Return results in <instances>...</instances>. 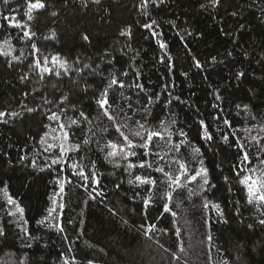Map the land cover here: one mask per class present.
<instances>
[{
    "label": "trees",
    "instance_id": "16d2710c",
    "mask_svg": "<svg viewBox=\"0 0 264 264\" xmlns=\"http://www.w3.org/2000/svg\"><path fill=\"white\" fill-rule=\"evenodd\" d=\"M43 2L48 8L34 11V19L29 21L27 0H9L7 5L0 0V25H4L0 28V45L8 50L3 44L8 39L12 46L11 55H0V111L20 114L5 116L7 123L0 120V228L6 233L0 237V264H21L26 259L27 264H64L65 259L71 264L73 257L77 264H87L89 260L93 264H177L173 252L180 258L178 264H223L225 260L228 264H264V232L259 226V220L264 219V206L247 203L246 189L241 191L244 186L231 171L238 162V149L221 146L219 142L222 134L231 136L235 130L232 138L246 143L253 157L259 154V146L251 142V136L264 137L259 132L264 126V0H221L217 7H212L209 0H165L157 7L149 0L146 8L141 6V0H100L99 4L94 0H66L62 7L55 5L54 0ZM53 11L57 16L51 15ZM5 15L11 17L13 24H29L36 35L32 40L19 39L23 31L5 21ZM152 20L157 22L153 29L142 27ZM125 29H130L131 36L119 35ZM84 31L90 34L91 45L82 41L80 33ZM153 31L159 35L153 36ZM161 42L167 48L162 49ZM33 43L40 49L35 54ZM21 52L20 60L13 61L12 56H20ZM53 56L69 61L72 67L68 75L56 77L46 73L41 79L39 69L29 67L35 59L43 65L44 57H48V66L52 67ZM197 61L202 67H196ZM9 62L12 67H8ZM83 64H99L103 75L90 76L89 69L77 71ZM241 71L246 76L237 79L236 74ZM123 72L128 75H120ZM113 74L126 84L139 82L144 86V91L127 87L115 90L124 113L132 115L151 96L150 126L156 127L160 120H175L170 128L174 133H187L190 144L182 149V154L192 168L199 165L191 158V148H200L202 155L198 159H203L215 185L208 188L206 196L221 205L228 223L214 211L202 209L204 193H174L173 205L179 207H173L177 213L173 218L163 211L159 199L166 189L164 183L153 189L155 202L145 210L141 197L147 198L149 193L127 182L136 174L143 175V171L133 169L134 175L129 176L122 167H114L104 159L105 152L100 149L108 139L116 140L117 134L111 122L100 117L93 90ZM88 81L94 82L93 89L85 93ZM120 91L124 92L123 97L119 96ZM217 95L221 99L217 100ZM63 96L76 102L75 109L60 104ZM48 100L52 103H45ZM27 108L37 111L28 113ZM61 108L65 113L59 123L69 124L68 117L82 119L80 111L89 116L91 123L67 129L68 144L79 143L83 151H69L63 165H52L59 147L46 152L47 145H41L39 137L47 131V142L59 143L53 139L61 135L58 122L49 121L46 116L49 109L59 113ZM214 117L228 119L232 127ZM139 118V114L133 116ZM201 120L210 126L217 142L202 138ZM105 128L107 133L102 131ZM246 128L251 132L244 131ZM84 140L89 143L84 145ZM85 154V171H97L101 181L99 186L91 185L101 193L95 200L88 196L91 188L79 187L82 182L72 175L70 168L72 163H81L80 157ZM91 161L96 162L95 168ZM172 171L175 174L176 165ZM224 176L230 177L231 182L226 183ZM68 177L73 183H66L63 198L54 197L59 191L56 181ZM153 177L164 179L159 173H153ZM5 187L8 195L25 209L27 223L23 228L16 223L18 214H8L15 208L7 204ZM189 187L199 192L197 184ZM60 203L65 204L63 209H59ZM50 207L57 208L53 216H58L65 229L63 233L55 227L37 224L48 215ZM250 224L253 227H248ZM152 225L155 231L145 235ZM177 227L181 229L179 236ZM24 228L29 236H25ZM208 236L213 241H208ZM246 236L251 243L241 239ZM29 243L31 248L26 247Z\"/></svg>",
    "mask_w": 264,
    "mask_h": 264
},
{
    "label": "snow or ice",
    "instance_id": "6c2138e0",
    "mask_svg": "<svg viewBox=\"0 0 264 264\" xmlns=\"http://www.w3.org/2000/svg\"><path fill=\"white\" fill-rule=\"evenodd\" d=\"M66 0H54L55 5L62 7ZM96 4L100 3V0H94ZM151 2L159 7L160 4H163L165 0H151ZM3 3L7 5L9 0H3ZM149 0H141V6L147 7ZM209 3L212 7H217L220 5L221 0H209ZM48 4L43 2V0H27V13L28 20L32 21L34 19L32 13L36 10H46L48 8ZM201 7H205V5H201ZM52 16H57V13L53 11L51 13ZM235 15V13H233ZM5 21H8L9 24L17 29H21L23 31V36L19 37V39H27L32 40V38L36 35V32L33 31L29 24H22L19 21H16L14 24L12 23L11 17L5 15L3 16ZM157 22L152 20L150 23H143L142 27L146 29H153V26L156 25ZM4 27V25H0V28ZM241 27H243L241 25ZM82 41L86 45H91V36L86 31L80 33ZM119 35L121 36H131L130 29H125L120 31ZM153 36H158L159 33L155 31L152 32ZM4 45L8 46V50H4L3 45H0V55L9 56L11 55V43L8 39H5L3 42ZM160 47L162 49L167 48V45L164 42L160 43ZM31 48L35 52H39L40 49L37 47L35 43L31 45ZM231 55V53H228ZM247 55V53H245ZM23 56V52H21L20 56H12L13 61H19L20 57ZM103 59V56L101 57ZM163 59V58H162ZM215 59V58H214ZM168 60H171V57H168ZM49 61L48 57L43 58V65L41 64L40 59H35L34 61L29 63V67H34L35 69H39L38 75H40L41 79H44V74L55 75L56 77L66 76L69 73V69L72 65L68 60L61 59L58 56L52 57V67L48 66ZM8 67H12L11 62L8 63ZM196 67L200 68L202 65L199 61L196 62ZM100 65L97 64L93 67L90 64H83L82 68H78L77 71H83V69H89L88 75L97 76L103 75L102 72L99 71ZM120 75L127 76V72H123ZM246 73L241 71L236 74V78L240 79L241 77H245ZM21 79H26V77H21ZM75 83V81H74ZM94 82L88 81L86 83V87L83 89L85 93L88 92L89 89H93ZM55 87V85H54ZM133 88L144 91V86L139 82H134L131 84H126L124 80L120 79L117 75L113 74L107 80H101L100 84L94 88L93 90V98L95 99L96 108L100 114V117L106 118L111 122V127L114 129V132L117 134L116 140L108 139L106 144L100 151L105 152L104 159L108 160L109 163L113 164L114 167L121 168L122 171L127 172L129 176H133V169L138 171H143V175L136 174L134 175V179H129L127 182L130 185H135L138 187H143L149 193L147 198L141 197L142 204L144 209L147 210L154 202V193L153 189H158L160 183H164L166 185V189L161 192L159 199L163 202L162 207L165 213H170L173 218L177 216L176 211H173V207H179V205H173V201L175 199L174 193L178 192H186L188 196H195L201 193H204V199L202 202V209L212 210L216 213L218 217L224 222L228 223V220L224 219L225 212L224 209L218 202H214L206 196V192L208 188H214L215 185L210 181L209 169L204 166L203 159H198L202 154L199 147L191 148V158L193 160H197L199 167L192 168L190 167V161L183 156L182 149L186 146H189L190 142L187 140V133L180 130L179 133H174L170 128V124L174 125L176 123L175 120L170 122H166L164 120H160L156 127H151V121L149 120V116L151 114V109L149 105L153 103V98L151 96L147 97L146 102L140 107L136 108L135 112L132 115H128L124 113L123 107L117 102V99L114 95L116 89L123 90L125 88ZM251 91V89L249 90ZM155 95V94H154ZM119 96L123 97L124 92L120 91ZM128 108L133 109V104L131 103V98L129 97ZM156 99H159L156 96ZM177 99H179L177 97ZM216 99L219 100L221 97L219 95L216 96ZM45 103H52V101L48 100ZM140 101L137 100V104ZM60 104H68L72 109H75L76 102L70 100L69 96H63V99L60 100ZM213 107H218V105H213ZM239 107V105L237 106ZM247 107V106H245ZM26 111L28 113H33L37 111L36 108H27ZM50 114L46 116L49 121L58 122V127L60 129L61 135L58 137H53L54 140H58L59 143H48L47 137L49 133L46 131L39 137V142L41 145H47L45 147V151H49L56 147H59V155L55 158H52V165H63L66 160V154L69 151H74L79 154L83 151V147L81 144H72L69 145L68 142L70 140V132L67 129H70L72 125H76L79 127L80 123L88 122L91 123L89 116L85 115L83 111L79 112V117L82 118L80 120L74 119L72 117H68L69 124L59 123L61 120V114L65 113V109L61 108L60 112L51 111L49 109ZM121 114H123V119L121 118ZM139 114V119H133V116ZM19 116V113L16 112H5L0 111V120H3L5 116ZM214 119H222L220 117H214ZM251 119L255 120L256 117L252 116ZM131 121V123H129ZM4 123H7V120H3ZM222 122L225 126L232 127L231 122L228 119H222ZM200 126L203 129V139L210 142H217V138L214 133H212L209 129L210 126L205 123V121H200ZM46 128H50L51 125H45ZM52 131L55 132L56 129L52 128ZM91 131V130H90ZM102 131L108 132L107 128ZM220 131V129H218ZM246 132H251L250 128L244 129ZM260 133H264V126L259 128ZM111 135V133H109ZM176 136L178 139L174 140L173 137ZM235 136V130L231 134H222L219 138V142L221 146L228 145L229 147H236L238 149V162L231 169L232 172L235 173V177L238 179V183L243 187L241 191L243 192L246 189L247 193V203L253 204L258 203L261 206H264V137L259 135L251 136V142L255 145H258V155L253 157V155L248 150V145L240 140L233 139ZM89 143L88 140H84L83 144L87 145ZM98 143V142H97ZM159 149V150H157ZM166 149V150H165ZM175 154H181L179 157ZM67 159H72V157L68 156ZM87 159L86 154L80 157L81 163H72L70 168L72 170V175L78 177L82 182L79 184V187L88 190L91 188V185L95 184L97 186L100 185V177L97 171H85L86 165H83L82 161ZM258 162V163H257ZM92 167L95 168V161H91ZM173 165H176L175 174L172 171ZM243 165V167H241ZM255 165V166H253ZM33 166H35L33 162ZM219 167V166H218ZM44 169H41L43 171ZM63 171V168L60 169ZM153 173H159L164 179L161 181L158 177L154 178ZM249 173V174H245ZM226 183L231 182V178L228 176L223 177ZM59 191L54 193L55 196H60L63 198L65 194V185L72 184L73 180L71 177L65 179H58L57 181ZM2 183V182H0ZM190 184H197L199 192L196 189L189 187ZM121 185L118 183L116 187L119 188ZM207 186V187H206ZM4 195L7 198V204L13 205L15 211L9 212L10 216L16 217L19 215V219L16 223L23 228V225L27 223L24 219V207L21 206L19 202H17L12 196L8 195L7 188L3 189ZM231 191V188H229ZM95 193V195L93 194ZM101 195L100 192H97L96 188H91V191H88V196L90 199L95 200L97 196ZM136 195H139L137 193ZM52 197L53 204L55 205L57 202L55 198ZM171 205V206H170ZM59 209H63L65 204L60 203ZM112 212V209H109ZM48 215L45 216L42 220H38L37 224L46 225L49 228L55 227L56 230L60 233L65 231L63 225L59 222L58 216H53V213L57 212L56 207H50L48 210ZM115 214V213H113ZM264 215V213H262ZM56 220L57 223L53 225L50 221ZM123 223L127 224L126 220H123ZM71 223V221H69ZM175 223V220L173 221ZM187 224L188 222L185 221ZM259 226L261 232H264V219L259 220ZM142 229L144 225L140 226ZM248 227H253V225H248ZM25 236H29L30 233L26 228L23 229ZM155 231V225H152L150 228L146 229L144 234L149 235V232ZM176 235H181V229L177 227L175 229ZM6 235L3 228H0V237H4ZM35 239V237H32ZM151 238V237H150ZM67 239V237H65ZM208 241H213L212 236L207 237ZM248 243H251L250 237L246 236L241 238ZM159 242V241H158ZM246 246V245H245ZM26 247L31 248L32 245L26 244ZM163 247V245H161ZM71 251V249H69ZM181 252H184L185 249L180 248ZM264 251V249H262ZM173 258L179 262V256L173 252ZM239 259V257L237 258ZM21 264H27V259L25 261H21ZM64 264H70L69 260L65 259ZM71 264H77L75 258L73 257ZM87 264H93L91 260L87 262ZM223 264H228V261L225 260Z\"/></svg>",
    "mask_w": 264,
    "mask_h": 264
}]
</instances>
